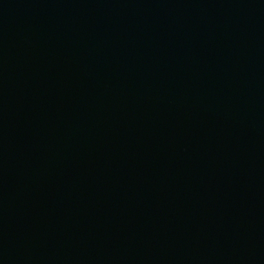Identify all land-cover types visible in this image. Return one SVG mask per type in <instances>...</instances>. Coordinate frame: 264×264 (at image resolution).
<instances>
[{"label": "water", "instance_id": "1", "mask_svg": "<svg viewBox=\"0 0 264 264\" xmlns=\"http://www.w3.org/2000/svg\"><path fill=\"white\" fill-rule=\"evenodd\" d=\"M0 264H264V0H0Z\"/></svg>", "mask_w": 264, "mask_h": 264}]
</instances>
